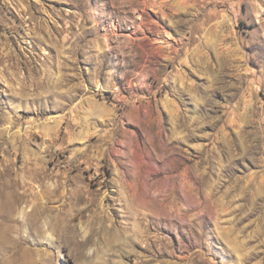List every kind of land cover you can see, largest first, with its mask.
Segmentation results:
<instances>
[{
    "label": "rangeland",
    "instance_id": "obj_1",
    "mask_svg": "<svg viewBox=\"0 0 264 264\" xmlns=\"http://www.w3.org/2000/svg\"><path fill=\"white\" fill-rule=\"evenodd\" d=\"M0 139V264H264V0H0Z\"/></svg>",
    "mask_w": 264,
    "mask_h": 264
},
{
    "label": "bare ground",
    "instance_id": "obj_2",
    "mask_svg": "<svg viewBox=\"0 0 264 264\" xmlns=\"http://www.w3.org/2000/svg\"><path fill=\"white\" fill-rule=\"evenodd\" d=\"M165 3H166V2H165ZM165 8H166V5H161V11H162V9H165ZM158 11H159V10H158ZM158 11H157V12H158ZM155 24H156V23H155ZM155 24H154V27L156 26ZM150 25H151V24H150ZM156 27H157V26H156ZM154 43H155V42H154ZM179 51H180V50H179ZM177 56H179V53H178V52L176 53L175 58H176ZM170 58H171V57H170ZM0 140H1V139H0Z\"/></svg>",
    "mask_w": 264,
    "mask_h": 264
}]
</instances>
